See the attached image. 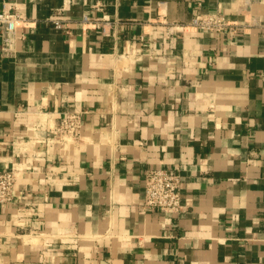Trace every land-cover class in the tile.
<instances>
[{
    "label": "crops",
    "instance_id": "crops-1",
    "mask_svg": "<svg viewBox=\"0 0 264 264\" xmlns=\"http://www.w3.org/2000/svg\"><path fill=\"white\" fill-rule=\"evenodd\" d=\"M5 2L0 264H264V0ZM148 168L180 170V212L144 207Z\"/></svg>",
    "mask_w": 264,
    "mask_h": 264
},
{
    "label": "built area",
    "instance_id": "built-area-1",
    "mask_svg": "<svg viewBox=\"0 0 264 264\" xmlns=\"http://www.w3.org/2000/svg\"><path fill=\"white\" fill-rule=\"evenodd\" d=\"M21 20L19 12L12 5L4 3L0 10V59L12 56L16 51L19 38L18 24ZM58 27L63 24L60 18L54 19ZM89 15L83 16L88 21ZM192 26L202 31L222 34L231 29L233 23L220 11L198 12ZM82 114L79 111L66 112L58 126L59 136L78 137L81 132ZM16 175L14 168L0 170V208L14 199ZM145 203L146 209H159L168 213H178L182 210V174L177 168H148L145 171Z\"/></svg>",
    "mask_w": 264,
    "mask_h": 264
}]
</instances>
